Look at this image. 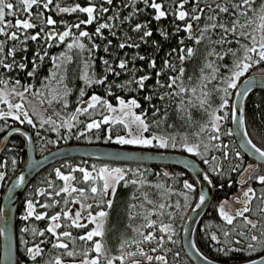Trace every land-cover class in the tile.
Segmentation results:
<instances>
[{"label":"trees","instance_id":"1","mask_svg":"<svg viewBox=\"0 0 264 264\" xmlns=\"http://www.w3.org/2000/svg\"><path fill=\"white\" fill-rule=\"evenodd\" d=\"M16 1L9 2L15 12L4 7L11 28H7L9 33H0V87L17 86L41 98L50 105L54 120L41 125L10 118V124H3L9 128L0 132V142L12 126L35 129L40 133L34 136L39 137L35 148L42 147L43 154L72 144L117 146L113 141L130 133L129 129H115L104 122L95 110L81 114L79 106L91 99H98V107L102 104L104 110L132 100L148 126V136H175L180 144L188 139L197 142L201 138L196 134L200 123L207 120L208 110L218 106L215 92L220 79L244 57L245 47L251 42L252 20L236 23V9L242 8L251 17L248 10L255 6L250 0H35L29 14V9ZM262 1H257L259 6ZM75 5L94 7V16L72 9ZM60 7L71 11L58 14ZM100 20L104 26L97 25ZM80 29L85 31L81 45H71L72 40L79 41L74 31ZM62 33H71L65 45L60 39ZM262 57L259 61L264 63ZM245 74L241 79L254 75L253 70ZM200 81L205 83L206 99L192 103L186 91ZM228 100L232 106V99ZM245 107L248 127L258 136L256 144L264 149V91L252 93ZM222 126L219 141L211 143L217 167L209 172L214 201L197 227L195 240L200 251L212 260L235 264L264 254V211L250 215L257 220L254 225L245 219L229 225L219 216V203L239 190L238 176L253 163L235 142L230 115ZM218 143L221 148H217ZM9 146L15 149V157L6 160L0 196L27 160L26 143L20 134L11 137ZM169 150L184 153L187 149L172 146ZM4 153L7 159V151ZM194 158L203 162L197 155ZM2 165L0 169H4ZM127 167L132 173L112 193L113 205L106 217L107 259L121 264V253L126 256L128 251L131 258L140 260L139 264H194L185 252L181 232L168 236L157 222L158 218L172 219V212H177L179 223L184 222L198 195L194 178L178 167ZM186 181L196 184V190L188 189ZM160 184H164V190ZM255 188H264V184H255ZM160 195L166 197L169 209L156 216ZM20 227L19 223L18 231L24 239L27 234ZM75 249L79 251L80 247ZM18 256L19 262L26 258L21 250Z\"/></svg>","mask_w":264,"mask_h":264},{"label":"rangeland","instance_id":"2","mask_svg":"<svg viewBox=\"0 0 264 264\" xmlns=\"http://www.w3.org/2000/svg\"><path fill=\"white\" fill-rule=\"evenodd\" d=\"M257 1L261 2L262 0H250L249 2L250 5H255L253 7L250 6L248 10L251 17L249 15V17L246 16L242 8L236 9L237 13L235 14V18L238 20H236V23L245 22V20L248 21L250 18L252 20L253 30L250 34L251 42L250 45L245 47L244 57L233 65L231 71L225 74V78H219L221 84L215 92V95L218 96V106L212 108L210 111L208 110L207 120L200 123V129L196 132L197 135L201 136L202 141L200 140L201 138L199 140L196 139L198 140L197 142H192L191 139H188L185 140L183 144H180L176 143L177 139L175 136L171 138L168 137L167 139L157 135L147 137L148 126L145 125L146 122L142 115L137 113L135 109L136 104L132 100L120 101L104 110L102 104L98 107V99H91L79 106V112L82 114L83 112H93V110H95L96 114L102 115V120H104V122L108 121L110 124H113L115 129H129L130 133H127V136H118V139L113 141L114 144H117L126 150H140L141 148H146L143 151L158 152L162 154H178L179 152L171 151L169 149H171L172 146L177 149H187L185 150L186 153L179 154L187 155L192 159H196L194 158L196 155L199 156L203 162L198 163L202 165L207 175L211 178L209 172L216 171L217 169L215 158L212 156L213 149L211 148V143L215 145V142L219 141L222 134L220 132L223 127L222 125L226 122L228 115H230L231 120V131L232 134H234L232 106L228 99L231 98L233 103L235 93L245 79L241 78L246 75L245 73L247 71L253 70V74L264 77V63L259 61L264 55V0L260 3V6ZM9 2L10 0H0V31H2V33L8 31L7 28H11V21H6L7 13L4 9ZM79 6L80 5H75L72 9L79 8V10H84L88 13L90 18L94 16V7ZM246 7L247 6H245V8ZM236 10H234V12H236ZM70 11V8L65 9L60 7L58 8L57 13L61 14ZM239 27L242 29L241 23L239 24ZM54 33L55 32H53V34ZM84 34L85 31L82 29L75 30L74 36L79 39V41L72 40L71 45H81L80 40ZM70 36L71 33L66 36L62 33L60 39L64 45L65 39L70 38ZM218 75L220 76L221 74ZM204 85L205 83L200 81L198 84H194L191 91L190 89L186 91L187 98L192 103L205 101V96L208 92L207 89L204 88ZM229 106L231 107L230 111L228 110ZM10 118H23L24 121L33 122L34 124L39 122L41 125L46 121L54 120L50 105L44 100L32 97L26 91L17 86H3L0 87V132L9 128L8 126L3 127V124H10ZM243 121L248 138L256 144V138H258V136L252 132L250 127H248L246 120V107L244 108ZM69 125L70 124L67 126ZM37 129L39 130V128ZM31 131L30 134L34 144L35 155L37 158H40L45 154L42 152V147L37 146L35 148L39 137L37 139L34 137L40 135V133L35 129H31ZM14 134H20L21 138L26 143L27 160L25 163L27 164L29 158V142L27 143V140L29 141V138L22 133L17 132ZM5 135L6 133L4 136ZM155 138H158V141L155 140ZM2 139L1 141H3ZM234 139L235 142L239 144L235 136ZM221 146V143H218L217 148H221ZM153 147L163 148L164 150L168 149V151H153ZM261 149L264 150L263 148ZM244 155L247 156L246 154ZM6 157L7 159L5 158L4 161L13 160L15 157V149L11 147L10 151L7 150ZM69 160L70 159L61 160L58 163H62L59 166H53L52 171L49 170L51 167L49 166L35 175V177L30 180L23 193L24 195L21 196L16 206L17 210L20 201H23L22 208H20L19 212H16L20 216L19 218L21 221L15 223L14 226L16 253L19 248L26 254H29L30 252H39V254H37L38 257L32 259V262H25L24 264H114L113 258L107 259V250L104 246V236L107 228L106 217L108 209L113 205V202H111L112 194L110 193H113L121 180L132 173L129 171L127 165L140 164L118 162V165H116L109 161H99L100 163L79 161L77 163H71ZM252 164L251 162L248 163L246 169L249 167L252 168ZM146 165L169 166L152 163H146ZM257 167L259 168L256 171L254 170L255 172L251 178V182L256 181L254 184L247 185L239 182V177L244 173L242 171L237 179V182L239 183L238 185L240 186L239 190L228 200H225L218 205L220 218H226L229 220V224H233L237 219L244 218L246 223L254 225L257 220L251 219L250 215L255 216L257 211H264V197L260 203L257 202V191L255 190V184H264V165L258 164ZM2 169L3 168L0 169L1 176L4 174ZM243 170H245V168ZM71 174L77 176V182L67 184L65 178ZM190 175L194 178L191 173ZM194 180L197 184L199 194L200 189L198 183L195 178ZM185 184L188 189L196 190V184L193 185L189 181H186ZM163 186L164 184L161 185L160 188L164 190ZM251 190L254 191V194L253 196L248 197L247 194ZM93 192H95V195ZM4 197L5 196H3V199ZM104 203L106 204L104 205ZM159 203L160 204L156 208L157 210L155 209V212H157L156 216H159L160 214L164 215L167 213L164 210L169 209L166 207L167 199L164 195H160ZM196 204L197 202L192 209L195 208ZM1 215L2 212L0 214V264L3 247L2 234L4 232ZM176 215L177 212H172V219H169L168 221H163L161 218L157 219L158 225L162 228L164 233L167 232L166 235L168 236H172L173 234L178 233V231L181 232V235L183 233L185 224L184 222L179 223ZM70 219L71 221L68 222ZM138 221L142 222L141 224L143 225L142 219ZM19 223H21V229L23 226H26L28 229L26 231L27 237L24 239L22 232L18 231ZM181 224L182 227L180 228L179 226H181ZM141 227L142 226H140V230ZM144 228L145 226H143L142 232L144 231ZM23 240L26 243H24ZM86 243L89 245H86ZM76 246L80 247L79 251L75 249ZM120 257L123 262L121 264L141 263L139 259L134 260L131 258L128 251L126 256L121 253Z\"/></svg>","mask_w":264,"mask_h":264},{"label":"water","instance_id":"3","mask_svg":"<svg viewBox=\"0 0 264 264\" xmlns=\"http://www.w3.org/2000/svg\"><path fill=\"white\" fill-rule=\"evenodd\" d=\"M261 90L264 91V77L259 75H251L247 77L238 87L233 103H232V124L233 132L239 143L241 150L251 160L254 161L252 168H248L240 177L239 182L244 184L250 174L255 170L258 164L264 165V150L254 144L248 138L244 128V108L246 100L251 92ZM19 131L29 138V158L26 166L14 177L9 185L6 195L2 203L1 221L3 223V247L1 264H16V238H15V214L16 206L23 195L30 180L40 171L51 166L52 164L71 158H88L109 162L120 163H137V164H164L175 166L191 173L196 179L200 189V200L192 209L187 223L183 229L182 241L185 252L194 264H223L212 260L203 254L197 246L195 240L196 229L205 216L212 202L214 187L211 179L195 159L183 154H162L158 152L126 150L124 148H111L108 146H84L70 145L63 148L53 150L40 158H37L34 151V144L31 134L25 129H11L2 141L0 146V154L7 146L14 132ZM250 191L247 196H253ZM246 264H264V255L259 259Z\"/></svg>","mask_w":264,"mask_h":264},{"label":"bare ground","instance_id":"4","mask_svg":"<svg viewBox=\"0 0 264 264\" xmlns=\"http://www.w3.org/2000/svg\"><path fill=\"white\" fill-rule=\"evenodd\" d=\"M18 1V3H22L23 4V6H25V7H27L28 9H29V14H30V12H31V10L34 8V4L35 3H33L35 0H17ZM16 1V2H17ZM6 8H8L12 13L13 12H15L13 9H14V6L12 5V4H8L7 6H5ZM58 10V9H57ZM28 20V23L27 24H29V19H27ZM109 20H110V22H109ZM108 20V22L111 24V23H114V21L113 20H111V19H109ZM38 22L37 23H35V24H33L32 26L33 27H35V26H38ZM97 25L98 26H101V25H103L104 26V23L102 22V20H100V23H97ZM1 33H2V31H0ZM6 32H8V31H6ZM9 33V32H8ZM249 77V76H248ZM247 78V77H246ZM245 78V79H246ZM244 79V80H245ZM255 91H253V92H251L250 93V95L252 94V93H254ZM236 94V93H235ZM249 95V96H250ZM249 96H248V98H249ZM247 98V99H248ZM234 100V99H233ZM247 101V100H246ZM135 107H137L136 105H135ZM13 128H21V129H25L26 131H28L29 133H31L28 129H26L24 126H13L12 128H10L9 130H8V132L11 130V129H13ZM7 132V133H8ZM21 133V132H19V131H16V132H14V133ZM14 133H13V135H14ZM12 135V136H13ZM147 135V134H146ZM11 136V137H12ZM235 135L233 134V137H234ZM147 137H152V136H148L147 135ZM4 139V138H3ZM2 139V140H3ZM11 140V139H10ZM10 140H9V142H10ZM155 140H157L158 141V138H155ZM9 142H8V144H7V146L5 147V149L3 150V152L0 154V165L1 164H3V161L5 160V157H4V155H5V151H10L11 150V147L9 146ZM29 141L27 140V143H28ZM2 144V141L0 142V146H2L1 145ZM181 144H183V143H181ZM72 145H79V144H72ZM117 145V144H116ZM238 145V147L240 148V146H239V144H237ZM84 146H97V147H100V146H102V145H99V144H85ZM103 147H105V146H103ZM28 148H29V144H28ZM111 148H121V146H119V145H117V146H111ZM144 149H146V148H141L139 151H143ZM182 149V148H181ZM3 153H4V155H3ZM184 153H185V151H184ZM71 159H74V158H71ZM76 159H79V160H85L86 162H99V161H101L102 162V160H96V159H87V158H76ZM65 160H68V159H65ZM197 162H199L197 159H195ZM58 162H60V161H58ZM58 162H56V163H58ZM252 162L254 163V161L252 160ZM56 163H54V164H52L51 165V167H53V166H55V164ZM100 163V162H99ZM112 164H116V165H118V162H112ZM140 165H146L145 163L144 164H140ZM6 163L4 162V165H3V167H4V169H3V175L1 176V174H0V179H5V178H2L4 175H5V173H6ZM25 166H26V164H25ZM24 166V167H25ZM56 167V166H55ZM179 168V167H178ZM259 167H256L255 168V171L258 169ZM247 169L245 168V170H244V172L246 171ZM186 171V170H185ZM255 171H253L251 174H250V176H249V179L245 182V184H247V185H252V184H254L256 181H253V182H251V178H252V175L254 174V172ZM20 172V171H19ZM18 172V173H19ZM17 173V174H18ZM16 174V175H17ZM15 175V176H16ZM210 178V177H209ZM211 179V178H210ZM12 181H13V179H11V181H10V183H12ZM211 181H212V179H211ZM212 183H213V181H212ZM213 187H214V184H213ZM8 190V189H7ZM7 190H6V192H7ZM255 190L257 191V202H261V200L263 199V197H264V188H261V189H259V190H257L256 188H255ZM251 191H253V190H251ZM254 192V191H253ZM236 194V193H235ZM249 194V193H248ZM24 195V194H23ZM22 195V196H23ZM4 196H5V193H4ZM230 197H232V195L230 196ZM230 197H228V198H226V199H223L220 203H219V205L222 203V202H224L225 200H228ZM249 197H251V196H249ZM200 200V192H199V194H198V196H197V198H196V202H198ZM213 201H214V194H213V197H212V202H211V204L213 203ZM3 203V202H2ZM211 204H210V206H211ZM260 205V204H259ZM209 206V207H210ZM16 212H17V210H16ZM191 212H192V210L188 213V215H187V217L184 219V224H186L187 223V221H188V218H189V216H190V214H191ZM20 216L16 213L15 214V223L16 222H18L19 220H18V218H19ZM240 219H244V218H240ZM223 220L227 223V224H229L228 223V221L229 220H227L226 218H223ZM229 225H232V224H229ZM165 234H167V232H165ZM264 254H261V255H258L257 257H255V258H252V259H249V260H246V261H243V262H239V263H235V264H246V263H250V262H252V261H255V260H257V259H259L261 256H263Z\"/></svg>","mask_w":264,"mask_h":264},{"label":"flooded vegetation","instance_id":"5","mask_svg":"<svg viewBox=\"0 0 264 264\" xmlns=\"http://www.w3.org/2000/svg\"><path fill=\"white\" fill-rule=\"evenodd\" d=\"M74 159H76V158H74ZM72 159H70L69 160V162H71L72 163V161H71ZM3 162H5L6 163V161H3ZM6 177V173H5V175L2 177V178H5ZM65 180H66V182H67V184H70V183H73V182H77V176H75L74 174L72 175H69L67 178H65ZM72 180V181H71ZM4 181H5V179L3 180V179H1L0 180V184H2V183H4ZM66 184V183H65ZM9 185L10 184H8V186H7V188H6V190L8 189V187H9ZM6 190H5V192H6ZM0 191H1V189H0ZM4 192V193H5ZM114 192V191H113ZM93 194L95 195V192H93ZM110 194H112V193H110ZM3 196H4V194H3ZM3 196H0V199H1V202H3ZM2 212V211H1ZM18 220L19 221H21V219L20 218H18ZM71 221V219L70 220H68V222H70ZM17 223V222H16ZM20 225H21V223H20ZM23 231L24 232H26L28 229L26 228V226H23ZM24 236V235H23ZM23 242H24V240H23ZM24 243H26V242H24ZM20 250V248L17 250V254H18V251ZM25 254V260H23V261H21V262H19V256L17 257V263L16 264H24L25 262H32V259H34V258H36V257H38V255L37 254H39V252H36V253H32V252H30L29 254L27 253H24Z\"/></svg>","mask_w":264,"mask_h":264}]
</instances>
